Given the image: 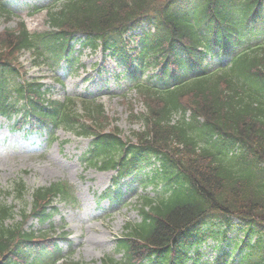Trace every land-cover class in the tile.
Listing matches in <instances>:
<instances>
[{"label":"trees","instance_id":"trees-1","mask_svg":"<svg viewBox=\"0 0 264 264\" xmlns=\"http://www.w3.org/2000/svg\"><path fill=\"white\" fill-rule=\"evenodd\" d=\"M46 9V31L30 33L24 23L0 31V115H20L13 128L27 137L62 129L92 138L84 164L119 168V177L140 170L151 156L161 163L151 179L163 184L161 192L143 197L141 223L125 227L117 243L123 258L106 257L104 264L158 258L175 244L191 250L209 239L225 242L232 218L245 229L244 239L234 241L244 252L239 264H264V0H55ZM12 15L0 0V18ZM143 24L155 31L133 34ZM72 41L93 51L102 46L124 66L118 77L132 85L143 107L135 113L127 101L131 122L141 126L129 143L108 129L102 102L48 100L43 84L23 79L21 55L30 52L34 66H59L71 62ZM208 56L227 62L212 70ZM9 188L0 198V264H80L63 257L49 233L25 229L30 218L49 221L56 199L76 203L73 187H38L31 202L22 178ZM11 196L19 212L6 202ZM208 219L226 230L213 231ZM174 260L181 262L178 251Z\"/></svg>","mask_w":264,"mask_h":264},{"label":"rangeland","instance_id":"rangeland-1","mask_svg":"<svg viewBox=\"0 0 264 264\" xmlns=\"http://www.w3.org/2000/svg\"><path fill=\"white\" fill-rule=\"evenodd\" d=\"M52 0H12V7L16 8L17 16L23 20L30 32L44 31L48 28L44 13L31 11L37 7L48 5ZM18 18L10 23L2 22L4 27L16 28ZM212 68L219 65L217 60H210ZM31 57L26 54L20 57V62L29 69L27 77L38 79L50 90L53 99H64L67 96L79 94H94L105 102L109 118L114 121L111 127L120 130L122 139L131 138L132 132L140 129L139 124L130 122L129 102L133 103L137 113L142 112L139 99L135 95H128L129 102H123L121 97L107 94V73L111 75L116 67L111 61H102L101 55H93L87 50L82 55L80 68L49 70L47 67L30 68ZM60 79V82L57 81ZM103 85V86H102ZM133 99V101H132ZM135 99V100H134ZM123 102V103H122ZM117 120V121H115ZM58 141L49 144L46 136L26 139L19 131L12 129V122L0 117V196L7 191L10 182L22 178L30 189L49 185L56 181L70 183L76 191L77 206L66 207L56 204L58 213L52 220L55 233L62 231V221L67 224V232L75 252V260L90 264H101L100 259L105 255H114L116 240L122 235L123 227L128 222H140L137 210L139 197L151 195V188L143 192L136 181L129 180L127 187L121 186L122 198L120 203L109 204L105 201L97 205L96 201L112 183L113 173L100 172L85 168L81 159L90 146L89 139L76 138L63 131L57 132ZM12 203L11 198L7 200ZM36 230L49 231L50 223L40 224L29 221L28 227ZM66 249L67 244H61ZM205 250V249H204ZM205 259L209 257L206 252ZM121 258L120 255L117 256Z\"/></svg>","mask_w":264,"mask_h":264}]
</instances>
